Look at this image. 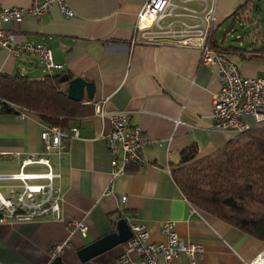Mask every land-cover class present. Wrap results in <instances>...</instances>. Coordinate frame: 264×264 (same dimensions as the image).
Listing matches in <instances>:
<instances>
[{
  "label": "crops",
  "instance_id": "crops-1",
  "mask_svg": "<svg viewBox=\"0 0 264 264\" xmlns=\"http://www.w3.org/2000/svg\"><path fill=\"white\" fill-rule=\"evenodd\" d=\"M32 0H0L1 7H29ZM247 0H206L214 5L219 30L224 20ZM147 0H65L72 16L65 17L57 5L40 17H26L20 23H6L5 31L17 41L43 44L61 70L47 72L34 55L9 56L0 48L1 74L41 79L49 74H68L94 86L93 98L81 102L89 113L71 119L65 133L77 129L69 141L59 168L56 184L62 194V219L26 223H0V264H47L57 243L69 240L70 248L61 256L63 264H120L126 243L82 263L77 252L116 232V223L128 220L143 224L151 242L164 240L160 227L175 223L178 238L203 248L196 264H250L264 250V243L193 206L174 183L171 171L182 160L181 152L197 151L196 159L213 155L235 137L215 130L211 98L220 90L217 72L202 65L195 48H185L170 40L142 43L135 31L138 13ZM180 20L195 25L186 10L201 12V0H171ZM217 30V31H218ZM131 39L136 43L131 45ZM217 39V32H216ZM224 46V40H218ZM242 47L241 43L232 45ZM226 58L244 78L264 76V55L247 59L249 51L225 49ZM67 83L60 92L67 93ZM107 99L106 111L128 115L130 126L143 128L155 144L141 152V164H130L112 182L113 196H103L112 168L102 127L94 115L96 103ZM249 123L252 121L249 119ZM47 124L30 112L21 116L0 111V174L21 169L44 171L41 165L23 166L26 154L42 153L40 134ZM26 168H32L26 170ZM54 170H58L54 168ZM167 170L170 171L167 172ZM125 198L122 201V198ZM83 222L85 236L71 232L69 223ZM128 264H139V257L128 254ZM51 264V263H50ZM175 264H190L181 255Z\"/></svg>",
  "mask_w": 264,
  "mask_h": 264
},
{
  "label": "built area",
  "instance_id": "built-area-1",
  "mask_svg": "<svg viewBox=\"0 0 264 264\" xmlns=\"http://www.w3.org/2000/svg\"><path fill=\"white\" fill-rule=\"evenodd\" d=\"M204 3L201 12L186 10V15L197 22L190 25L180 20L175 13L179 6L171 0H147L138 13L135 21V31L142 43H153L166 39L185 48H195L200 53L202 65L214 68L218 75L220 90L211 98V118L215 130L230 133L234 137L252 129L264 126V76L244 78L237 68L223 55L215 52L210 41L216 25L214 5ZM57 5L65 17L72 16V11L65 5V0H32L29 7L0 8V48L6 49L9 56L18 58L23 54L36 56L45 71L61 70V66L52 61L50 50L43 44H32L17 41L13 34L4 30L6 23H20L26 17H40L53 5ZM136 40L131 39V45ZM1 75V70H0ZM42 80V78H41ZM104 99L94 106V115L100 119L102 127L109 124V131L101 136L106 142L112 168L110 181L103 190V196H113L112 182L123 175L130 164H141V152L155 144L143 128L130 126L129 117L123 112L106 111ZM21 116L22 110L11 104ZM250 119L252 124L246 121ZM71 134L65 133L59 126L44 127L40 139L43 145L42 153L26 154L22 159L23 166L41 165L44 171H25L21 169L11 174H0V223H26L35 220L62 219V194L56 185L61 175L59 168L68 152L69 141L78 136L77 129H71ZM2 157L9 158L17 153L2 152ZM57 168L58 170H54ZM167 172L170 173L169 170ZM2 190H6V195ZM125 198H122L124 201ZM131 238L126 242V253L119 263L128 264V254L139 257V264H175L176 260L185 255L190 264H196L202 259L203 248L199 244L181 241L175 232V223L166 222L161 225L160 232L164 237L161 242H151L147 228L140 223L126 220ZM71 232L86 235L87 227L83 222L69 223ZM70 248L69 240L57 243L47 264L56 257H61ZM264 253V250L261 254ZM259 254L250 264L257 262Z\"/></svg>",
  "mask_w": 264,
  "mask_h": 264
},
{
  "label": "trees",
  "instance_id": "trees-1",
  "mask_svg": "<svg viewBox=\"0 0 264 264\" xmlns=\"http://www.w3.org/2000/svg\"><path fill=\"white\" fill-rule=\"evenodd\" d=\"M264 0H247L224 20L222 37L235 31L240 23L246 28L238 38L242 47L226 48L249 51L247 59L264 55ZM217 26L211 47L225 56V47L218 45ZM223 40V39H221ZM226 57V56H225ZM63 73L41 79L20 75H0V111L17 114L11 104L35 114L46 126L57 125L63 131L68 122L89 113L81 102L70 100L60 92ZM180 164L171 176L190 204L213 217L264 243V126L236 136L223 149L211 156L196 159L197 151L181 152Z\"/></svg>",
  "mask_w": 264,
  "mask_h": 264
},
{
  "label": "water",
  "instance_id": "water-1",
  "mask_svg": "<svg viewBox=\"0 0 264 264\" xmlns=\"http://www.w3.org/2000/svg\"><path fill=\"white\" fill-rule=\"evenodd\" d=\"M59 81L60 83H67L66 96L70 100L81 102L84 95L90 100L93 98L94 86L92 83L86 82L82 78L70 79L68 74H63ZM131 236L132 234L126 220L121 219L116 223V232L85 246L77 252V257L80 262L84 263L101 253L126 243ZM51 264H63L61 257H56Z\"/></svg>",
  "mask_w": 264,
  "mask_h": 264
},
{
  "label": "rangeland",
  "instance_id": "rangeland-1",
  "mask_svg": "<svg viewBox=\"0 0 264 264\" xmlns=\"http://www.w3.org/2000/svg\"><path fill=\"white\" fill-rule=\"evenodd\" d=\"M263 9H264V4H263ZM225 25L226 23H224L221 28L217 31V39L224 40V46H228L230 45H238V38L244 36L245 32H246V28L241 29L240 27V23L236 26L235 31L227 33L225 37H222V33L225 30ZM247 122H249V119H246ZM32 168H26V170H31ZM3 194L6 195V190H2Z\"/></svg>",
  "mask_w": 264,
  "mask_h": 264
},
{
  "label": "bare ground",
  "instance_id": "bare-ground-1",
  "mask_svg": "<svg viewBox=\"0 0 264 264\" xmlns=\"http://www.w3.org/2000/svg\"><path fill=\"white\" fill-rule=\"evenodd\" d=\"M257 262H264V253L258 257Z\"/></svg>",
  "mask_w": 264,
  "mask_h": 264
}]
</instances>
